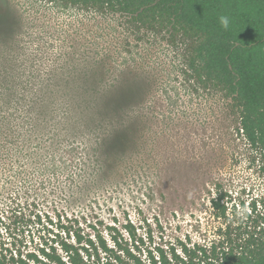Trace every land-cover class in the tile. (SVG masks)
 I'll use <instances>...</instances> for the list:
<instances>
[{
	"label": "rangeland",
	"instance_id": "1",
	"mask_svg": "<svg viewBox=\"0 0 264 264\" xmlns=\"http://www.w3.org/2000/svg\"><path fill=\"white\" fill-rule=\"evenodd\" d=\"M176 51L119 15L0 0V256L66 232L207 249L262 212L263 157Z\"/></svg>",
	"mask_w": 264,
	"mask_h": 264
},
{
	"label": "trees",
	"instance_id": "2",
	"mask_svg": "<svg viewBox=\"0 0 264 264\" xmlns=\"http://www.w3.org/2000/svg\"><path fill=\"white\" fill-rule=\"evenodd\" d=\"M97 13L119 15L132 31L163 36L180 58L181 73L197 90L228 101L232 132L264 159V0H55ZM229 19L228 28L220 18ZM218 217L226 218L219 203ZM229 221L217 244L206 248L123 247L112 238L74 234L43 239L25 255L0 264H264V209Z\"/></svg>",
	"mask_w": 264,
	"mask_h": 264
},
{
	"label": "clouds",
	"instance_id": "3",
	"mask_svg": "<svg viewBox=\"0 0 264 264\" xmlns=\"http://www.w3.org/2000/svg\"><path fill=\"white\" fill-rule=\"evenodd\" d=\"M220 24H221V26H222L223 28L227 29V28H228V25H229V19H228V17H226V16H222V17L220 18Z\"/></svg>",
	"mask_w": 264,
	"mask_h": 264
}]
</instances>
